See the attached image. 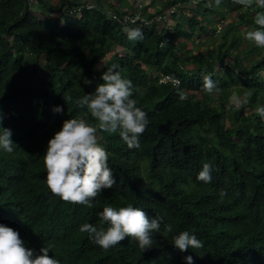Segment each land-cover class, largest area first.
Segmentation results:
<instances>
[{
	"label": "trees",
	"instance_id": "obj_1",
	"mask_svg": "<svg viewBox=\"0 0 264 264\" xmlns=\"http://www.w3.org/2000/svg\"><path fill=\"white\" fill-rule=\"evenodd\" d=\"M34 2L41 18L25 0H0V124L17 145L12 153L0 150V222L18 229L27 247L49 246L62 264H187L188 254L193 264H264V119L255 111L264 105V48L236 32L243 23L258 27L254 15L261 9L236 0H162L153 9L152 0ZM171 5L176 8L167 13ZM231 11L237 18L218 29ZM130 12L166 16L147 26L113 18ZM125 25L139 26L144 39L129 40ZM208 30L221 32L216 49L188 55L184 44ZM113 64L132 80L150 123L138 149L118 132H101L116 183L91 207L64 201L44 179L47 141L65 119H94L77 101ZM162 75L179 85L160 82ZM205 76L218 82L219 92L203 90ZM177 87L187 99L178 98ZM232 93L243 96L238 106L229 102ZM57 104L60 113L52 111ZM209 161L212 179L205 183L196 177ZM220 189L227 190L223 199ZM127 203L163 217L152 247L141 252L126 236L105 250L79 231L84 222L106 228L98 215L103 206ZM181 230L195 233L203 246L174 247Z\"/></svg>",
	"mask_w": 264,
	"mask_h": 264
},
{
	"label": "clouds",
	"instance_id": "obj_2",
	"mask_svg": "<svg viewBox=\"0 0 264 264\" xmlns=\"http://www.w3.org/2000/svg\"><path fill=\"white\" fill-rule=\"evenodd\" d=\"M217 5L221 0H213ZM243 7L258 6L261 10L254 15V24L244 33V38L258 48H264V0H236ZM123 31L129 40H143L144 34L139 26L125 25ZM118 65H111L101 73L102 82L96 84L91 93L79 97L77 103L85 107L91 118L73 116L63 120L62 126L48 139L43 155L46 168L45 181L51 193L64 201L75 202L91 207L93 198L103 189L111 188L116 183L113 169L109 166L110 152L100 142V133H119L120 138L129 148H140V136L150 123L146 111L138 106L133 96L134 86L131 79L122 76ZM179 85V80L173 78ZM202 88L206 93L220 91L218 82L211 76L203 78ZM178 98L187 99L183 89L177 87ZM52 111L60 113L62 105H54ZM255 111L264 119V105ZM3 117L0 116V120ZM11 129L0 124V150L12 153L17 146L11 139ZM213 164L204 162L197 173V179L208 183L212 179ZM227 195L226 189L219 190V198ZM107 227L84 222L79 231L89 234L103 249L107 250L118 244L126 236L133 237L141 252L153 246L154 233L161 230L163 217H149L144 208L127 203L115 207L105 204L98 213ZM164 229L172 230L171 224ZM172 244L180 251L201 248L203 241L195 233L181 230L173 236ZM49 246L38 251L27 247L19 235V230L0 222V264H62L54 254L49 255ZM187 264H193V256L185 255Z\"/></svg>",
	"mask_w": 264,
	"mask_h": 264
},
{
	"label": "rangeland",
	"instance_id": "obj_3",
	"mask_svg": "<svg viewBox=\"0 0 264 264\" xmlns=\"http://www.w3.org/2000/svg\"><path fill=\"white\" fill-rule=\"evenodd\" d=\"M50 3H56V0H48ZM107 1V0H106ZM111 1H114V0H111ZM141 2H145V0H140ZM153 1V4H152V7L156 8L157 5L161 4L162 0H152ZM146 3H150L148 1H146ZM148 5V4H147ZM150 6V5H148ZM147 6V7H148ZM182 7V6H181ZM184 12H188V8H184ZM31 10L33 11V13L38 16V18H41L44 13L42 12L41 8L39 7V5L35 2H33L31 4ZM136 11V10H135ZM142 11V10H141ZM55 15V14H53ZM215 17L218 18V16L216 15ZM237 18V13L236 12H229L227 15H226V18L224 21L220 22L219 24H217L219 27L218 29L221 27H224L225 24H229L230 22H232L233 20H235ZM174 22V18H169L168 19V23L169 24H172ZM252 27H254L253 25H250L248 23H243V24H239L237 27H236V32H246L248 30H250ZM208 34H200V38L196 37V38H191L189 39L186 44H184L183 46V49L185 51H189L188 55L191 54L190 52H196V50L200 51L202 54L204 55H207V53L211 50V49H216L217 45H218V42H219V37H220V33L221 32H218V30L215 32V34H211V31L208 30ZM243 41L244 42H249L248 40H246L244 38V35H243ZM245 44V43H243ZM249 47V46H248ZM120 49V46L117 45L115 47H113L109 52H107V55L106 57L108 58L111 54V51L112 50H119ZM232 54L234 53V51L231 52ZM262 55V53H260V56ZM257 56V55H256ZM232 57V56H231ZM258 57V56H257ZM244 64H247L248 61H249V58H244L242 59ZM188 68H192L193 65H189L187 66ZM259 73L264 77V69L262 70L261 68L259 69ZM189 92V91H188ZM243 100V96L241 95H236L235 93H232L229 97V102L230 103H233L235 105H239L240 102ZM227 119V117H226Z\"/></svg>",
	"mask_w": 264,
	"mask_h": 264
},
{
	"label": "built area",
	"instance_id": "obj_4",
	"mask_svg": "<svg viewBox=\"0 0 264 264\" xmlns=\"http://www.w3.org/2000/svg\"><path fill=\"white\" fill-rule=\"evenodd\" d=\"M27 2H29L30 4H32L35 0H25ZM176 7H174V5H171V8L169 7L168 10H166V12H172V10H175ZM166 15H160V16H153L152 18H146L145 16L139 15L137 13H124L121 15H113V18L117 19V21H119L122 24H129V23H133V24H142V25H150L151 23H153L154 21H159L160 19H162L163 17L165 18ZM177 80V79H176ZM160 82H167V81H171L173 83V78H170L167 75H162L159 78ZM174 84V83H173Z\"/></svg>",
	"mask_w": 264,
	"mask_h": 264
},
{
	"label": "crops",
	"instance_id": "obj_5",
	"mask_svg": "<svg viewBox=\"0 0 264 264\" xmlns=\"http://www.w3.org/2000/svg\"><path fill=\"white\" fill-rule=\"evenodd\" d=\"M151 8L153 9L154 7H151ZM151 8H150V10H152Z\"/></svg>",
	"mask_w": 264,
	"mask_h": 264
}]
</instances>
